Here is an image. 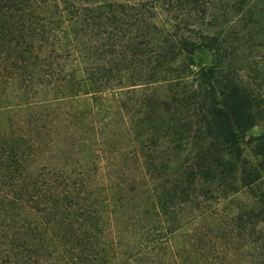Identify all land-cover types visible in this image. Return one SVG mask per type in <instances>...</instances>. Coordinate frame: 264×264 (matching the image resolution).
I'll list each match as a JSON object with an SVG mask.
<instances>
[{"label": "trees", "instance_id": "16d2710c", "mask_svg": "<svg viewBox=\"0 0 264 264\" xmlns=\"http://www.w3.org/2000/svg\"><path fill=\"white\" fill-rule=\"evenodd\" d=\"M5 94L3 264H264V0H0Z\"/></svg>", "mask_w": 264, "mask_h": 264}, {"label": "rangeland", "instance_id": "374dc122", "mask_svg": "<svg viewBox=\"0 0 264 264\" xmlns=\"http://www.w3.org/2000/svg\"><path fill=\"white\" fill-rule=\"evenodd\" d=\"M212 61V57L210 52L205 49V48H200L196 50L195 52V62L196 65H209ZM8 96L6 94L1 97L0 99V126L4 129L8 126V123L10 122V115L11 113L9 112V100ZM75 102L82 108H86L91 105L92 103V98L89 94L86 95H81L76 97ZM264 134V122H261L251 129L247 131L248 136H258ZM244 152L245 155L250 156L251 151L250 148L247 145H244ZM3 240L0 236V264H3V259H2V252L5 253V245L2 243Z\"/></svg>", "mask_w": 264, "mask_h": 264}]
</instances>
